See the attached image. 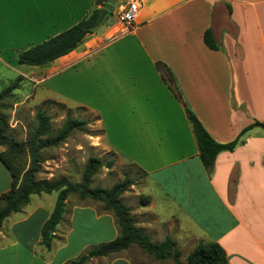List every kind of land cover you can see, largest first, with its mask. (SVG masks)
I'll return each instance as SVG.
<instances>
[{
  "label": "crops",
  "instance_id": "1",
  "mask_svg": "<svg viewBox=\"0 0 264 264\" xmlns=\"http://www.w3.org/2000/svg\"><path fill=\"white\" fill-rule=\"evenodd\" d=\"M127 2H112L111 14L85 42L30 66L26 75L47 73L41 84L48 82L54 95L48 99L66 104L63 96L94 112L103 131L100 145L144 175L141 195L149 202L129 207L153 242L171 236L182 258L199 243L215 241L228 264H264V128L249 129L207 169L185 110L187 104L221 143L255 120L264 123V0H143L135 26L125 31L117 13ZM101 7L97 0H0V59H17ZM209 28L219 49L204 42ZM71 75L89 98L70 91ZM171 86H178L182 99ZM11 186V171L0 159V196ZM52 193L33 194L4 220L0 264H67L120 234L114 213L91 199L71 208L72 225H58L47 249L42 229L55 198L45 203L42 196ZM79 211L96 225L77 227ZM84 264L174 261L131 244Z\"/></svg>",
  "mask_w": 264,
  "mask_h": 264
},
{
  "label": "trees",
  "instance_id": "2",
  "mask_svg": "<svg viewBox=\"0 0 264 264\" xmlns=\"http://www.w3.org/2000/svg\"><path fill=\"white\" fill-rule=\"evenodd\" d=\"M109 0H97L101 8L94 9L90 14L70 28L58 33L49 39L42 41L21 51L17 56L19 64L29 66L45 65L69 52L75 50L87 40L98 27H94L102 9ZM113 8L109 11L111 13ZM89 32V35L86 34ZM204 42L211 49H219L212 30L204 32ZM161 69L164 63L157 62ZM21 78L12 81L1 93L0 101L13 94V90L19 87ZM175 94L181 97L180 89L171 86ZM63 106H65L63 104ZM187 118L191 123L193 133L199 148V155L207 169H210L217 155L224 150H233L241 136L255 126L264 128V123L255 120L246 126L234 140L221 143L213 138L195 112L185 104ZM51 116L44 110L36 113V124L29 131L27 140H17L11 133L9 118L0 110V145L7 147L6 151L0 152L1 161L7 166L12 174V186L10 190L0 196V226L4 220L14 212L20 211L27 205L33 194L57 192L54 208L45 221L42 229L43 243L47 249H51L54 232L57 226L63 222L70 194L77 193L81 200L91 198L103 203V210L114 213L120 227V234L113 240L93 246L84 254L72 259L67 264H84L93 257L106 256L110 253L119 252L128 248L131 244H137L150 255L157 259L172 258L174 264H228L227 254L222 246L215 242L199 243L188 255L184 262L181 259V251L175 240L167 236L162 242H153L150 236L136 224L131 213V208L123 201L122 194L133 184V180L126 176L124 180L116 182L111 187H92L93 176L103 167H110L113 160L105 161L98 156H91L86 161L83 180L72 182L65 177L59 179L38 178L42 170L43 155L41 150L46 147L58 146L76 130H83L87 124L81 120L68 116L63 125L55 130L51 125ZM28 153L31 161L28 168L16 165L18 157ZM149 202L148 197L141 198V205Z\"/></svg>",
  "mask_w": 264,
  "mask_h": 264
},
{
  "label": "rangeland",
  "instance_id": "3",
  "mask_svg": "<svg viewBox=\"0 0 264 264\" xmlns=\"http://www.w3.org/2000/svg\"><path fill=\"white\" fill-rule=\"evenodd\" d=\"M22 12L19 11V14ZM29 69L30 66L19 64L16 58L0 59V93L12 81L21 78L19 87L13 90V94L0 101V110L9 118L10 133L17 140L28 139L31 127L36 124V113L39 110H44L51 116V125L55 130L63 125L68 116L87 121L83 130L74 131L66 141L58 146L46 147L41 150L44 160L42 170L37 174V177L47 179L65 177L72 182H80L83 180L84 167L88 158L98 156L105 161L113 160L114 162L110 167L103 166L98 170L92 178L91 186L109 188L129 176L133 180V184L123 193L124 201L130 207H135L138 201L140 204L143 197L141 193L143 191L144 175L115 149L103 148L100 145L99 136L103 131L98 122L95 121L97 115L84 107L77 106L79 103L73 99L62 96L66 104L48 99L54 96L47 89L48 82L41 84V79L46 78L47 73L26 75ZM72 78L73 75L69 76L67 80L72 81ZM74 81L76 80L73 79L70 91L74 90L79 97L89 98V92L81 93L78 91V87L73 85ZM4 149L6 151L7 147ZM30 161L29 154L24 153L18 157L16 165L21 168H28ZM57 194V192H53L52 196L43 195V202L46 203L52 200L53 197L56 201ZM92 200L88 198L86 201H81L77 193L70 194L64 214L66 220H63L59 226L67 227L72 225L69 211L75 204H86L92 202ZM34 204L32 202L30 205ZM98 205L103 207V204ZM80 213L82 212L79 211L76 217L75 224L77 227L96 225V221L92 216L87 214V217L83 219V214ZM181 259L186 261L187 255H183Z\"/></svg>",
  "mask_w": 264,
  "mask_h": 264
},
{
  "label": "built area",
  "instance_id": "4",
  "mask_svg": "<svg viewBox=\"0 0 264 264\" xmlns=\"http://www.w3.org/2000/svg\"><path fill=\"white\" fill-rule=\"evenodd\" d=\"M127 5L118 13L119 21L124 25L125 31L131 30L138 19L143 0H127Z\"/></svg>",
  "mask_w": 264,
  "mask_h": 264
},
{
  "label": "water",
  "instance_id": "5",
  "mask_svg": "<svg viewBox=\"0 0 264 264\" xmlns=\"http://www.w3.org/2000/svg\"><path fill=\"white\" fill-rule=\"evenodd\" d=\"M115 1H117V0H109V2L107 4H105V6L102 9L96 23L94 24V27H98L101 24V22L105 19V17L108 15L109 11L112 8L111 3L115 2ZM88 35H89V32L86 34V36H88Z\"/></svg>",
  "mask_w": 264,
  "mask_h": 264
}]
</instances>
